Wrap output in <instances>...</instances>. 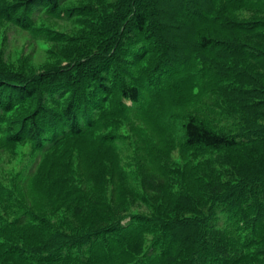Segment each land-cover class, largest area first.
Instances as JSON below:
<instances>
[{
  "label": "rangeland",
  "instance_id": "rangeland-1",
  "mask_svg": "<svg viewBox=\"0 0 264 264\" xmlns=\"http://www.w3.org/2000/svg\"><path fill=\"white\" fill-rule=\"evenodd\" d=\"M119 2L61 0L52 10L43 0H0V86L37 88L24 103L0 111V264H67L40 261V254L28 256L27 263L7 253L11 243L31 232L35 237L51 229L83 233L118 211L125 218H161L181 195H189L183 205L190 203L198 191L195 177L203 180L201 163L228 170L224 164L235 161L223 151L187 148L183 125L190 116L228 135L246 131L255 137L259 129L247 131L246 122L259 123L253 129L264 126L260 71L239 65L248 78L228 84L232 78L217 73L223 62L195 48L194 24L168 26L167 40L127 28L110 41L103 21ZM247 11L227 9L238 22L250 21ZM228 37L224 31L223 39ZM94 68L107 69L112 87L123 79L135 85L138 102L122 97L116 87L103 97L88 92ZM73 84L81 103L94 111L85 115L78 109L92 124L78 137L58 132L67 125L64 109ZM230 88L235 92H226ZM246 104L257 108L247 111L241 106ZM32 123L40 129L38 139L34 134L10 139ZM259 151L264 167V140ZM22 217L27 221L20 224ZM145 239L148 246L151 236Z\"/></svg>",
  "mask_w": 264,
  "mask_h": 264
},
{
  "label": "trees",
  "instance_id": "trees-1",
  "mask_svg": "<svg viewBox=\"0 0 264 264\" xmlns=\"http://www.w3.org/2000/svg\"><path fill=\"white\" fill-rule=\"evenodd\" d=\"M150 1L120 0L113 15L103 21L110 41L123 35L122 31L127 28L155 38L166 36L167 40L171 36L168 26L179 24V28L186 29V25L194 24L190 27L191 34L199 35L195 48L201 55L213 54L214 60L223 62V67L222 62L218 63L222 68L217 73L219 77H231L228 84L244 83L248 78L239 69L242 64L260 71L264 77V0H176L165 4L162 0ZM43 2L56 10L61 0ZM251 5H256L253 11ZM165 7L171 12L165 11ZM228 8L246 11L249 8L250 21H234L227 13ZM196 17L199 25H195ZM207 25L213 31L203 33L200 29ZM224 31L229 33L228 38L223 39ZM91 72L88 79L92 87L88 92L103 97L112 87L106 79L107 69L94 68ZM80 85L82 89L83 82ZM73 86H69L73 96L64 109L67 125L58 132L78 137L92 128L91 121L82 117L78 109L82 107L85 115L88 110L94 111L89 103H81ZM113 87L119 88L122 97L138 102L139 91L135 85H128L123 79L114 82ZM36 92L37 88L32 85L31 88L10 83L1 85L0 102L4 106L0 105V111H10ZM226 92L235 91L230 88ZM241 106L247 111L257 108L250 104ZM246 123L247 131L259 129L255 137L247 136L246 131L228 135L194 116L184 123L185 144L191 151H223L235 159L223 163L228 170H217L206 163H201V169L197 166L203 180L195 177L199 182L198 191L191 196L190 203L183 205L189 195H181L161 218H125L121 216L123 211H118L113 218H100L93 228L83 233L51 229L45 236L35 237L31 232L29 238L22 236L11 243L7 253L27 263L28 256L40 254V261L67 264H264V167L259 151L264 126L253 129L251 126L259 123ZM38 131L39 127L32 123L28 131L20 127L10 139L17 141L32 134L38 139ZM22 219L20 224L26 223L27 219ZM145 235L151 236L148 246Z\"/></svg>",
  "mask_w": 264,
  "mask_h": 264
}]
</instances>
